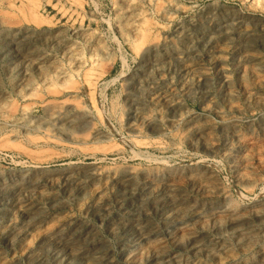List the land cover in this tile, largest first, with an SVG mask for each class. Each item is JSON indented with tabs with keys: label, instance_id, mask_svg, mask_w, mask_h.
<instances>
[{
	"label": "rangeland",
	"instance_id": "374dc122",
	"mask_svg": "<svg viewBox=\"0 0 264 264\" xmlns=\"http://www.w3.org/2000/svg\"><path fill=\"white\" fill-rule=\"evenodd\" d=\"M150 1L0 0V264H264V0Z\"/></svg>",
	"mask_w": 264,
	"mask_h": 264
},
{
	"label": "bare ground",
	"instance_id": "6f19581e",
	"mask_svg": "<svg viewBox=\"0 0 264 264\" xmlns=\"http://www.w3.org/2000/svg\"><path fill=\"white\" fill-rule=\"evenodd\" d=\"M151 1H152V0H151ZM151 1H150V2H151ZM9 6L11 7L12 4H10ZM9 6H8V7H9ZM11 8H12V7H11ZM177 8H178V7H177ZM14 9L16 10V8H14ZM178 9H179V8H178ZM178 9H177V10H178ZM9 10H10V8H9ZM12 10H13V9H12ZM177 10H176V11H177ZM5 11H6V10H5ZM165 11H167V10H165ZM6 12H7V11H6ZM10 13H11V12H9L8 15H10ZM12 13H13V11H12ZM6 15H7V14H6ZM136 15H137V14H136ZM136 15L133 16V17L135 18ZM13 16H14V15H13ZM15 16H16V15H15ZM137 16H138V15H137ZM3 17H4V16H3ZM24 17H25V16H24ZM24 17H23V18H24ZM133 17H132V18H133ZM193 17H194V16H193ZM193 17H192V18H193ZM249 17H250V16H249ZM134 18L131 19V20L134 21ZM168 18H169V17H168ZM192 18H191V20H192ZM250 18H251V17H250ZM3 19H4V18H3ZM9 19H10V18H9ZM11 19H12V18H11ZM136 19H137V18H136ZM193 20H194V19H193ZM193 20H192V21H193ZM128 21H130V20H128ZM194 21H195V20H194ZM230 21H231V20H230ZM190 22H191V21H190ZM250 22H251V19H246V17H245V18L242 17V19L235 20L233 24H234L235 26H238V27H245V26H247ZM8 23H10V21H9ZM8 23H7V24H8ZM128 23H130V22H128ZM131 23H132V21H131ZM188 23H189V22H188ZM188 23H187V24H188ZM227 23H228V22H227ZM10 24H11V23H10ZM12 24H13V23H12ZM187 24H186V25H187ZM222 24H223V23H222ZM17 25H18V24H17ZM37 25H40V24L37 23ZM188 25H189V24H188ZM188 25H187V26H188ZM20 26H21V25H20ZM35 26H36V24H35ZM132 26H133V23H132V25H131L130 27H132ZM190 26H191V25H190ZM220 26H221V25H220ZM222 26H223V25H222ZM222 26H221V27H222ZM224 26H225V24H224ZM7 27H8V26H7ZM13 27H14V25H13ZM127 27H128V26H127ZM181 27H182V26H181ZM188 27H189V26H188ZM226 27H227V26H226ZM249 27H250V26H249ZM255 27H256V26H255ZM255 27H254V28H255ZM128 28H129V27H128ZM133 28H134V27H133ZM213 28H214V27H212V29H213ZM222 28H223V27H222ZM235 28H236V27H234V29H235ZM6 29H7V28H6ZM130 29H131V28H130ZM135 29H137V28H135ZM135 29H133V30L135 31ZM212 29H211V30H212ZM226 29H227V28H226ZM246 29H247V28H245V30H246ZM251 29H252V28H251ZM7 30H8V29H7ZM9 30H10V27H9ZM13 30H14V29L12 28V31H13ZM15 30H16V29H15ZM17 30H19V29H17ZM20 30H21V29H20ZM38 30H39V28H38ZM79 30H80V29H79ZM137 30H138V29H137ZM221 30H222V29H221ZM243 30H244V29H243ZM247 30H248V29H247ZM80 31H81V30H80ZM80 31H79V32H80ZM131 31H132V29H131ZM134 31H133V32H134ZM182 31H183V30H182ZM239 31H240V30H239ZM13 32H15V31H13ZM21 32H23V31H21ZM73 32H74V31H72V33H73ZM76 32H77V31H76ZM81 32H82V31H81ZM135 32H137V31H135ZM208 32H209V31H208ZM214 32H215V31H214ZM214 32H213V33H214ZM216 32H217V31H216ZM218 32H219V31H218ZM224 32H225V31H224ZM224 32H223V33H224ZM240 32H241V31H240ZM244 32H245V31H244ZM19 33H20V32H19ZM137 33H138V32H137ZM176 33H177V32H176ZM209 33H210V32H209ZM230 33H231V32H230ZM237 33H238V32H237ZM237 33H235V34H237ZM242 33H243V32H242ZM245 33H246V32H245ZM250 33H252V32H250ZM180 34H181V33H180ZM216 34H218V33H216ZM224 34H225V33H224ZM224 34H223V35H224ZM77 35H79V34H77ZM126 35H128V33H127ZM141 35H142V34H141ZM210 35H211V34H210ZM210 35H209V36H210ZM219 35H220V34H219ZM226 35H227V34H226ZM229 35H230V34H229ZM238 35H239V34H238ZM244 35H245V34H244ZM5 36H6V35H5ZM79 36H80V35H79ZM203 36H204V35H203ZM221 36H222V35H221ZM221 36H220V37H221ZM234 36H235V35H234ZM2 37H3V36H2ZM2 37H1V38H2ZM7 37H8V36H7ZM126 37H128V36H126ZM204 37H205V36H204ZM226 37H227V36H226ZM232 37H233V36H232ZM238 37L240 38V36H238ZM8 38H9V37H8ZM13 38H15V37H13ZM128 38H129V37H128ZM128 38H127V39H128ZM228 38H229V37H228ZM239 38H238V39H239ZM242 38H243V37H242ZM253 38H254V37H253ZM10 39L12 40V38H10ZM203 39H204V38H203ZM215 39H216V38H215ZM222 39H223V38H222ZM224 39H225V37H224ZM226 39H227V38H226ZM240 39H241V38H240ZM2 40H3V39H2ZM2 40H0V41H2ZM6 40H7V39H6ZM11 40H10V41H11ZM196 40H198V38H196ZM217 40H218V38H217ZM243 40H244V39H243ZM4 41H5V40H4ZM71 41H72V40H71ZM71 41H70V42H71ZM129 41H130V40H129ZM212 41H213V40H212ZM214 41H215V40H214ZM250 41H251V40H250ZM8 42H9V41H8ZM12 42H13V41H12ZM24 42H25V41H24ZM76 42H77V41H76ZM198 42H199V41H197L196 43H198ZM206 42H207V41H206ZM219 42H220V40H219ZM219 42L217 41V43H219ZM5 43H6V42H5ZM73 43H74V42H73ZM73 43H72V44H73ZM207 43H208V42H207ZM7 44H8V43H7ZM72 44H71V45H72ZM13 45H14V44H13ZM66 45H67V44H66ZM71 45H70V46H71ZM73 45H74V44H73ZM75 45H76V44H75ZM207 45H208V44H207ZM207 45H205V47H206ZM213 45H215V44H213ZM213 45H212V46H213ZM252 45H253V44H252ZM1 46H2V45H1ZM3 46H4V45H3ZM202 46H203V45H202ZM202 46H201V47H202ZM215 46H216V45H215ZM248 46H249V45H248ZM68 47H69V46H68ZM68 47H67V48H68ZM77 47H78V46H77ZM209 47H210V46H209ZM250 47H251V46H250ZM250 47H249V48H250ZM73 48H76V47H73ZM185 48H186V47H185ZM191 48H193V47H191ZM214 48H216V47H214ZM246 48H247V46H246ZM1 49H2V48H1ZM15 49H16V48H15ZM60 49H61V48H60ZM62 49H63V48H62ZM68 49H69V48H68ZM198 49H199V48H198ZM200 49H201V48H200ZM204 49H206V48H204ZM216 49H217V48H216ZM220 49H221V48H220ZM220 49H219V50H220ZM11 50H12V49H11ZM48 50H49V49H48ZM73 50H74V49H73ZM101 50H102V49H101ZM103 50H104V49H103ZM206 50H207V49H206ZM206 50H205V51H206ZM208 50H209V49H208ZM242 50H245V48L242 49ZM246 50H247V49H246ZM251 50H252V49H251ZM251 50H250V51H251ZM33 51H34V50H33ZM63 51H64V50H63ZM66 51H71V50H66ZM66 51H65V53H67ZM75 51H76V50H75ZM180 51L182 52V50H180ZM183 51H184V50H183ZM186 51H187V50H186ZM211 51H212V49H211ZM221 51H222V50H221ZM61 52H62V51H61ZM61 52H60V53H61ZM136 52H137V51H136ZM184 52H185V51H184ZM187 52H189V51H187ZM194 52H195V51H194ZM208 52H209V51H208ZM218 52H219V51H218ZM240 52H242V51H240ZM2 53H3V52H2ZM4 53H5V52H4ZM13 53H14V51H13ZM26 53H27V52H26ZM30 53H31V52H30ZM58 53H59V52H58ZM62 53H63V52H62ZM70 53H71V52H70ZM190 53H191V52H190ZM190 53H189V54H190ZM192 53H193V52H192ZM196 53H197V52H196ZM212 53H213V52H212ZM250 53H251V52H250ZM253 53H254V52H252L251 55L248 56L249 58H247V57H246V58L249 59V60H256V58L254 57V55H252ZM6 54H7V53H6ZM16 54H17V53H15L14 55H16ZM34 54H35V53H34ZM43 54H44V53H43ZM43 54H42V55H43ZM49 54H50V53H49ZM49 54H48V52H47L46 55H49ZM67 54L69 55V53H67ZM74 54H75V53H74ZM185 54H187V53L185 52ZM198 54H200V53H198ZM248 54H249V53H248ZM254 54H255V53H254ZM258 54H259V53H258ZM0 55H1V54H0ZM2 55H3V54H2ZM2 55H1V56H2ZM9 55H10V54H9ZM14 55H13V56H14ZM26 55H27V54H26ZM28 55H29V54H28ZM37 55H38V54H37ZM63 55H64V54H63ZM70 55H71V54H70ZM191 55H192V54H191ZM193 55H194V54H193ZM193 55H192V56H193ZM210 55H211V54H210ZM244 55H245V54H244ZM11 56H12V55H11ZM16 56H17V55H16ZM33 56H34V55H33ZM35 56H36V55H35ZM38 56H39V55H38ZM43 56H44V55H43ZM53 56H54V55H53ZM71 56H72V55H71ZM71 56H70V57H71ZM75 56H76V55H75ZM182 56H183V55H182ZM182 56H181V57H182ZM184 56H185V55H184ZM184 56H183V57H184ZM213 56H215V55H213ZM255 56H257V54H256ZM258 56H259V55H258ZM4 57H5V55H4ZM28 57H29V56H28ZM28 57H26V58H28ZM41 57H42V56H41ZM70 57H69V58H70ZM201 57H202V56H201ZM244 57H245V56H244ZM6 58H7V56H6ZM13 58H14V57H13ZM19 58H20V57H19ZM23 58H24V57H23ZM42 58H43V57H42ZM46 58H47V57H46ZM50 58H51V56H50ZM69 58H68V59H69ZM72 58H73V57H72ZM76 58H77V56L75 57V59H76ZM80 58H81V57H80ZM80 58H78V59L80 60ZM89 58H90V57H89ZM191 58H192V57H191ZM191 58H190V59H191ZM211 58H212V57H211ZM263 58H264V57H263ZM24 59H25V58H24ZM28 59H30V58H28ZM31 59H32V58H31ZM34 59H35V58H34ZM57 59H58V58H57ZM184 59H186V58H184ZM213 59H214V58H213ZM241 59H244V58H241ZM15 60H16V59H15ZM22 60H23V59H22ZM37 60H38V57H37ZM42 60H43V59H42ZM51 60H55V59H51ZM70 60H72V59H70ZM85 60H86V59H85ZM85 60H84V61H85ZM188 60H189V59H188ZM197 60H198V59H197ZM206 60H207V59H206ZM24 61H25V60H24ZM30 61H31V60H30ZM40 61H41V60H40ZM43 61H44V60H43ZM43 61H42V62H43ZM55 61H56V60H55ZM68 61H69V60H68ZM87 61H88V60H87ZM89 61H90V60H89ZM180 61H181V60H180ZM183 61L185 62V60H183ZM190 61H191V60H190ZM203 61H204V60H203ZM215 61H216V59H215ZM243 61H244V60H242V62H243ZM10 62H11V61H10ZM10 62H9V63H10ZM18 62H19V61H18ZM18 62H17V63H18ZM31 62L34 63V61H31ZM37 62H38V61H37ZM50 62H51V61H50ZM50 62H49V63H50ZM52 62H53V61H52ZM52 62H51V63H52ZM58 62H59V61H58ZM74 62H75V61H74ZM76 62H77V61H76ZM90 62H91V61H90ZM186 62H187V60H186ZM186 62H185V63H186ZM195 62H196V61H195ZM198 62H199V60H198ZM198 62H197V63H198ZM201 62H202V61H201ZM256 62H257V61H256ZM260 62H261V59H260ZM260 62H259V63H260ZM262 62H263V61H262ZM9 63H8L7 65H9ZM26 63H27V61H26ZM44 63H45V62H44ZM49 63H48V64H49ZM78 63H79V62H78ZM81 63H82V62H81ZM182 63H183V62H182ZM214 63H215V62H214ZM217 63H218V62H217ZM240 63H241V62H240ZM244 63H245V61H244ZM254 63H255V62H254ZM263 63H264V62H263ZM1 64H2V63H1ZM14 64H15V63H14ZM20 64L22 65L23 63H20ZM30 64H31V63H30ZM36 64H37V63H36ZM36 64H34V65H36ZM41 64H43V63L40 62V65H41ZM58 64H59V63H58ZM60 64H61V63H60ZM60 64H59V65H60ZM70 64H71V62H70ZM74 64H75V63H74ZM91 64H92V63H91ZM145 64H147V63H145ZM145 64H144V65H145ZM192 64H193V63H192ZM203 64H205V63H203ZM215 64H216V63H215ZM238 64H239V63H238ZM238 64H237V65H238ZM257 64H258V63H257ZM5 65H6V64H5ZM34 65H33V66H34ZM50 65H52V64H50ZM59 65H57V66L59 67ZM68 65H69V64H68ZM81 65H82V64H81ZM81 65H79V66H81ZM149 65H150V64H149ZM190 65H191V64H188V65L186 66V68H185L186 75L188 74V75L190 76V79H191V80H194V79L197 78V77L199 78L201 74L199 75V72H197V71L194 69V68H196L197 66L194 65L195 67L193 68V67L190 66ZM260 65H261V64H260ZM262 65H263V64H262ZM2 66H3V65H2ZM26 66H27V65H26ZM33 66H31V67H33ZM41 66H43V65H41ZM41 66H40V67H41ZM57 66H55V68H56ZM71 66H72V65H71ZM75 66H76V65H75ZM82 66H83V65H82ZM82 66H81V68H82ZM85 66H86V65H85ZM141 66H142V65H141ZM147 66H148V65H147ZM147 66H146V67H147ZM155 66H156V64H155ZM162 66H163V65H162ZM239 66H240V64H239ZM246 66H247V65H245V67H246ZM257 66H259V65H257ZM11 67H12V66H11ZM18 67H20V66H18ZM87 67H88V64H87ZM151 67H152V66H151ZM214 67H216V66H214ZM242 67H243V66H242ZM247 67H248V66H247ZM259 67H260V66H259ZM6 68H7V67H6ZM6 68H5V69H6ZM22 68H23V70H25V69H24L25 67H22ZM51 68H52V67H51ZM59 68H60V67H59ZM59 68H56V69L58 70ZM67 68H68V67H67ZM73 68H74V67H73ZM152 68H153V67H152ZM156 68H157V67H156ZM164 68H165V67H164ZM199 68H201V67H199ZM206 68H207V66H206ZM240 68H241V67H240ZM249 68H250V67H249ZM249 68H248V69H249ZM262 68H263V67H262ZM3 69H4V67H3ZM17 69H18V68H17ZM27 69H29V68H27ZM30 69H31V68H30ZM35 69H37V67H36ZM42 69H43V68H42ZM42 69H40V70L42 71ZM53 69H54V68H53ZM56 69H55V70H56ZM61 69H63L62 66H61ZM71 69H72V68H71ZM75 69H76V68H75ZM143 69H144V68H143ZM197 69H198V68H197ZM207 69H208V68H207ZM222 69H223V67H222ZM222 69H221V70H222ZM225 69H226V68H225ZM7 70H8V69H7ZM38 70H39V68H38ZM48 70H49V69H48ZM50 70H51V69H50ZM59 70H60V69H59ZM66 70H67V69H66ZM68 70H69V69H68ZM78 70H79V69H78ZM138 70H139V69H138ZM161 70H162V69H161ZM161 70H160V71H161ZM237 70H238V69H237ZM240 70H241V69H240ZM245 70H246V68H245ZM254 70H255V68H254ZM262 70H263V69H262ZM16 71H17V70H15V74H16ZM25 71H26V70H25ZM27 71H28V70H27ZM27 71H26V72H27ZM30 71H31V70H30ZM52 71H53V70H52ZM52 71H50V72H52ZM63 71H64V70H63ZM72 71H73V70H72ZM74 71H75V70H74ZM85 71H86V70H85ZM85 71H83V73H84ZM87 71H88V70H87ZM145 71H146V70H145ZM163 71H164V70H163ZM180 71H181V70H180ZM203 71H204V70H203ZM256 71H257V70H256ZM258 71H259V70H258ZM5 72H6V71H5ZM28 72H29V71H28ZM50 72H49V73H50ZM54 72H55V71H54ZM58 72L60 73V71H58ZM76 72H77V71H76ZM141 72H142V71H141ZM223 72H224V71H223ZM227 72H228V71H227ZM240 72H241V71H240ZM37 73H38V72H37ZM44 73H45V72H44ZM44 73H43V74H44ZM61 73H62V72H61ZM67 73H68V72H67ZM221 73H222V72H221ZM234 73H235V72H234ZM241 73H244V72H241ZM241 73H240V74H241ZM245 73H246V72H245ZM248 73H249V72H248ZM251 73H252V72H251ZM251 73H250V74H251ZM256 73H257V72H256ZM256 73H255V74H256ZM263 73H264V72H263ZM11 74H12V73H11ZM24 74H25V73H24ZM31 74H34V73H31ZM38 74H39V73H38ZM68 74H70V72H69ZM71 74H72V73H71ZM74 74H75V73H74ZM78 74H79V73H78ZM85 74H86V73H85ZM85 74H84L83 76H86ZM232 74H233V72H232ZM237 74H238V73H237ZM240 74H238V75H240ZM258 74H259V73H257L256 75H258ZM20 75H21V73H20ZM25 75H26V74H25ZM25 75H24V77H25ZM45 75H46V74H45ZM47 75H49V74L47 73ZM50 75H51V74H50ZM53 75H54V74H53ZM184 75H185V73H184ZM206 75H207V74H206ZM218 75H219V74H218ZM238 75H237V76H238ZM246 75H247V74H246ZM246 75H245V76H246ZM253 75H254V74H253ZM262 75H263V74H262ZM22 76H23V75H22ZM30 76H32V77L34 78V75H30ZM36 76H38V75H36ZM36 76H35V77H36ZM58 76H59V75H58ZM58 76H57V77H58ZM63 76H65V75H62L61 77H63ZM164 76H165V75H164ZM164 76H163V77H164ZM203 76H204V75H203ZM234 76H235V75H234ZM258 76H260V74H259ZM258 76H256V77H258ZM9 77H10V76H9ZM12 77H13V76H12ZM20 77H21V76H20ZM26 77H27V76H26ZM43 77H44V76H43ZM45 77H46V76H45ZM66 77H67V76H66ZM70 77H71V75H70ZM165 77H166V76H165ZM216 77H217V76H216ZM221 77H222V76H221ZM227 77H228V76H226V75L224 76V78H227ZM242 77H243V76H242ZM246 77H247V76H246ZM249 77H251V76H249ZM254 77H255V76H254ZM40 78H41V77H40ZM40 78H39V79H40ZM63 78H64V77H63ZM72 78H73V77H72ZM85 78H86V77H85ZM158 78H159V77H158ZM185 78H186V77H185ZM185 78H183V79H185ZM219 78H220V77H219ZM219 78H218V80H219ZM228 78H229V77H228ZM231 78H232V77H231ZM234 78H235V77H234ZM237 78H238V77H237ZM258 78H259V77H258ZM260 78H261V77H260ZM22 79H23V78H22ZM22 79H21V80H22ZM26 79H28V78H26ZM43 79H44V78H43ZM51 79H52V78H51ZM77 79H78V78H77ZM77 79H76V80H77ZM80 79H81V78H80ZM187 79H188V78H187ZM200 79H201V78H200ZM229 79H230V78H229ZM232 79H233V78H232ZM0 80H1V79H0ZM23 80H24V79H23ZM44 80H45V79H44ZM44 80H43V81H44ZM48 80H49V79H48V77H47V81H48ZM74 80H75V79H74ZM87 80H88V79H87ZM93 80H95V79H93ZM160 80H161V79H160ZM164 80H165V79H164ZM164 80L162 79V81H164ZM216 80H217V78H216ZM224 80H225V79H224ZM25 81H26V80H25ZM30 81H31V78H30ZM89 81H91V80H89ZM89 81H88V83H89ZM186 81H187V80H186ZM188 81H189V80H188ZM197 81H198V80H197ZM227 81H228V80H227ZM227 81H226V82H227ZM230 81H231V79H230ZM16 82H17V81H16ZM23 82H24V81H23ZM35 82H36V81H35ZM84 82H85V81H84ZM165 82H166V81H165ZM170 82H171V81H170ZM177 82H178V81H177ZM224 82H225V81H224ZM0 83H1V82H0ZM32 83L34 84V82H32ZM41 83H42V82H41ZM43 83H44V82H43ZM174 83H176V82L174 81ZM182 83H184V82H182ZM241 83H242V82H241ZM35 84H36V83H35ZM192 84H193V83H192ZM217 84H219V82H218ZM220 84H221V83H220ZM228 84H229V83H228ZM23 85H24V84H23ZM31 85H32V84H31ZM42 85H43V84H42ZM156 85H157V84H156ZM159 85H160V84H159ZM172 85H173V84H172ZM183 85H185V84H183ZM190 85H191V84H190ZM238 85H239V83H238ZM21 86H22V85H21ZM29 86H30V83H29ZM33 86H34V85H33ZM54 86H55V85H54ZM167 86H168V85H167ZM169 86H170V84H169ZM173 86H174V85H173ZM175 86H176V85H175ZM225 86H226V85H225ZM230 86H231V85H230ZM45 87H46V86H45ZM63 87H64V86H63ZM90 87H91V86H90ZM92 87H94V86H92ZM161 87H162V86H161ZM161 87H160V88H161ZM170 87H171V86H170ZM223 87H224V85H223ZM223 87H222V89H223ZM21 88H23V86H22ZM58 88L60 89V88H62V86H60V87H58ZM58 88H56V89H58ZM88 88H89V86H88ZM154 88H155V87H154ZM162 88H163V87H162ZM173 88H174V87H173ZM182 88H184V87L182 86ZM188 88H189V87H188ZM188 88H187V89H188ZM227 88H228V86H227ZM230 88H231V87H229V89H230ZM232 88H234V87H232ZM24 89H25V88H24ZM27 89H29V88H28V85H27ZM27 89H26V90H27ZM44 89H45V88H44ZM46 89H47V87H46ZM59 89H58V90H59ZM68 89H69V88H68ZM71 89H72V88H71ZM93 89H95V88H93ZM93 89H92V90H93ZM174 89L176 90V88H174ZM184 89H186V87H185ZM29 90H30V89H29ZM58 90H57V91H58ZM60 90H61V89H60ZM63 90H64V89H63ZM63 90H62V91H63ZM74 90H75V89H74ZM74 90H73V91H74ZM152 90H154V89H152ZM156 90H157V88H156ZM168 90H169V89H168ZM177 90H178V89H177ZM233 90H235V89H233ZM154 91H155V90H154ZM164 91H165V90H164ZM228 91H229V90H228ZM23 92H24V91H23ZM27 92H28V91H27ZM58 92H59V91H58ZM58 92H57V93H58ZM63 92H64V91H63ZM63 92H62V94H63ZM67 92H68V90H67ZM89 92H91V91H89ZM159 92H160V91H158V93H159ZM175 92H176V91H175ZM225 92H226V91H225ZM232 92H233V91H232ZM59 93H60V92H59ZM64 93H65V92H64ZM158 93H154V94L152 93V94H153V95H152V101L156 102V101H158V100L160 99V97L163 96V95L161 96V95L158 94ZM162 93H163V92H162ZM167 93H168V92H167ZM167 93H166V94H167ZM170 93H171V92H170ZM178 93H179V92H178ZM228 93H229V92H228ZM49 94H50V93H49ZM73 94H74V93H73ZM75 94H76V93H75ZM75 94H74V95H75ZM90 94H91V93H90ZM175 94H176V93H175ZM9 95H10V94H9ZM50 95H51V94H50ZM63 95H64V94H63ZM69 95H70V94H69ZM69 95H68V96H69ZM178 95H179V94H178ZM178 95H176V96H178ZM232 95H233V94H232ZM232 95L230 96L231 98H232ZM234 95H235V93H234ZM5 96H6V95H5ZM23 96H24V95H23ZM48 96H49V95H48ZM65 96H66V94H65ZM150 96H151V95H150ZM208 96H210V95H207V97H208ZM8 97H9V96H8ZM10 97H11V96H10ZM19 97H20V96H19ZM24 97H25V96H24ZM28 97H29V96H28ZM57 97H58V96H57ZM62 97H63V96H62ZM90 97H92V96L90 95ZM93 97H94V96H93ZM163 97H164V96H163ZM165 97H166V96H165ZM5 98H6V97H5ZM228 98H229V97H228ZM228 98H227V100H228ZM231 98H230V101H231V100H234V99H231ZM250 98H251V97H250ZM10 99H11V98H10ZM22 99H23V98H22ZM149 99H151V98H149ZM163 99L165 100V98H163ZM170 99H171V98H170ZM177 99H178V98H177ZM257 99H258V98H257ZM7 100H9V99H7ZM178 100H179V99H178ZM178 100H177V101H178ZM262 100H263V99H262ZM11 101H12V99H11ZM67 101H68V100H67ZM90 101H91V98H90ZM162 101H163V100H162ZM173 101H174V100H173ZM180 101H181V100H180ZM258 101H260V100H258ZM61 102H62V101H60V103H61ZM65 102H66V101L64 100V104H66ZM94 102H95V100H94ZM149 102H150V101H149ZM167 102H168V101H167ZM178 102H179V101H178ZM232 102H233V101H231V103H232ZM8 103H9V102H8ZM12 103H13V102H12ZM71 103H73V101H72ZM71 103H70V105H71ZM90 103H93V102H90ZM156 103H157V102H156ZM231 103H230V105H231ZM250 103H251V102H250ZM64 104H62V105H60V104L58 105V103H57V105H56V104H53V106H54V105L57 106V107L55 108V110H53V112H52V114H51V116H52L53 118H55L56 115L59 114L60 109H63L62 106H63ZM162 104H163V103H162ZM227 104H228V103H227ZM234 104H235V102H234ZM255 104H256V103H255ZM3 105H4V104H3ZM45 105H46V104H45ZM48 105H49V104H48ZM50 105H51V104H50ZM68 105H69V104H68ZM147 105H148V104H147ZM147 105H146V108H147ZM151 105H152V103H151ZM158 105H159V103H158ZM163 105H164V104H163ZM165 105H168V104H165ZM176 105H177V103H176ZM7 106H8V105H7ZM71 106H72V105H71ZM76 106H77V105H76ZM91 106L94 107V105H91ZM235 106H236V105H235ZM10 107H11V106H10ZM44 107H46V106H44ZM64 107H65V106H64ZM89 107H90V106H89ZM170 107H171V106H170ZM177 107H178V106H177ZM180 107H182V106H180ZM210 107H211V106H210ZM227 107H228V105H227ZM232 107H233V106H232ZM262 107H263V106H262ZM1 108H2V107H1ZM7 108H8V107H7ZM27 108H29V107H27ZM52 108H53V107H52ZM65 108H66V107H65ZM73 108H74V107H73ZM79 108H80V107H79ZM94 108H95V107H94ZM94 108H93V109H94ZM156 108H157V107H156ZM174 108H175V106H174ZM183 108H184V107H183ZM213 108H214V107H213ZM229 108H230V107H229ZM254 108H255V107H254ZM24 109H26V108H24ZM75 109H76V108H75ZM147 109H148V108H147ZM152 109H153V108H152ZM152 109H151V110H152ZM168 109H170V108H168ZM227 109H228V108H227ZM236 109H238V108H236ZM0 110H1V109H0ZM26 110H27V109H26ZM29 110H30V109H29ZM29 110H28V111H29ZM63 110H64V109H63ZM77 110H78V108H77ZM81 110H82V109H81ZM81 110H80V112H81ZM91 110H92V109H91ZM138 110H139V109H138ZM140 110H141V109H140ZM143 110H144V109H143ZM172 110H173V109H172ZM212 110H213V109H212ZM228 110H229V109H228ZM6 111H7V110H6ZM28 111H27V112H28ZM61 111H62V110H61ZM61 111H60V112H61ZM88 111H89V110H88ZM206 111H207V110H206ZM230 111H231V110H230ZM23 112H24V111H23ZM96 112H97V111H96ZM134 112H135V110H134ZM139 112H140V111H139ZM143 112H144V111H143ZM143 112H141V114H142ZM173 112H174V111H173ZM225 112H226V111H225ZM237 112H238V111H237ZM251 112H252V110H251ZM98 113H99V112H98ZM136 113H137V112H136ZM148 113H149V112H148ZM155 113H156V112H155ZM169 113H170V112H169ZM171 113H172V112H171ZM171 113H170V114H171ZM185 113H186V112H185ZM220 113H221V112H220ZM234 113H235V112H234ZM5 114L7 115V113H5ZM83 114H84V113H83ZM88 114H89V113H88ZM139 114H140V113H139ZM174 114H175V113H174ZM214 114H215V113H214ZM224 114H225V113H224ZM20 115H21V114H20ZM47 115H48V114H47ZM62 115H63V114H62ZM135 115H136V114H135ZM135 115H134V117H135ZM143 115H144V113H143ZM176 115H177V114H176ZM194 115H195V114H194ZM194 115H193V117H194ZM229 115H230V114H229ZM3 116H4V115H3ZM8 116H9V115H8ZM8 116H6V117H8ZM25 116H26V115H25ZM49 116H50V115H49ZM65 116H66V115L64 114V117H65ZM92 116H93V115H92ZM95 116H96V115H95ZM97 116H98V115H97ZM155 116H156V115H155ZM155 116H154V117H155ZM159 116H160V115H159ZM165 116H166V115H165ZM168 116H169V115H168ZM196 116H197V115H196ZM196 116H195V117H196ZM220 116L222 117V115H220ZM224 116H225V115H224ZM4 117H5V116H4ZM20 117H21V116H20ZM42 117H43V116H42ZM58 117H59V116H58ZM87 117H88V115H87ZM134 117H133V118H134ZM163 117H164V116H163ZM171 117H172V116H171ZM195 117H194V119H195ZM221 117H220V119H221ZM227 117H228V116H227ZM8 118H9V117H8ZM24 118H25V117H24ZM24 118H23V119H24ZM28 118H29V117H28ZM43 118H44V117H43ZM75 118H76V117H75ZM91 118H92V117H91ZM94 118H95V117H94ZM138 118H140V117L138 116ZM158 118H159V117H158ZM189 118H190L189 114H180V122H181V123H182V122H185V121L188 120ZM231 118H232V117H231ZM1 119H2V118H1ZM9 119H10V118H9ZM25 119H26V118H25ZM36 119H37V118H36ZM38 119H39V118H38ZM38 119H37V120H38ZM71 119H72V118H71ZM71 119H70V120H71ZM98 119H100V118H98ZM140 119H141V118H140ZM155 119H156V118H155ZM164 119H165V118H164ZM232 119H233V118H232ZM234 119H235V117H234ZM236 119H238V118H236ZM40 120H41V118H40ZM43 120H45V118H44ZM50 120L52 121L53 119H50ZM57 120H58V119H57ZM62 120H63V119H62ZM64 120H65V119H64ZM66 120H67V119H66ZM90 120H91V119H90ZM169 120H170V119H169ZM169 120L166 119V120H164V123H163V125L166 126L167 128H168V124L171 123V122H169ZM174 120H175V119H174ZM227 120H228V119H227ZM238 120H239V119H238ZM2 121H3V120H2ZM2 121H1V123H2ZM28 121H29V120H28ZM28 121H27V122H28ZM46 121H47V120H46ZM48 121H49V120H48ZM153 121H154V120H153ZM159 121H160V119H159ZM196 121H197V119H196ZM235 121H236V120H235ZM6 122H7V121H6ZM22 122H24V121H22ZM42 122H43V121H41V123H42ZM49 122H50V121H49ZM67 122H69V120H68ZM91 122H92V121H91ZM149 122H150V121H149ZM194 122H195V121H194ZM194 122H193V123H194ZM232 122H233V121H232ZM237 122H238V121H237ZM1 123H0V124H1ZM16 123H17V122H16ZM16 123H15V124H16ZM28 123H29V122H28ZM28 123H27V124H28ZM33 123H34V122H33ZM52 123L55 124L56 122L53 121ZM52 123H51L50 125H53ZM61 123H62V121H61ZM75 123H76V122H75ZM131 123H132V122H131ZM137 123H138V122H137ZM140 123H141V122H140ZM143 123H144V122H143ZM146 123H147V122H146ZM172 123H173V122H172ZM172 123H171V125H172ZM189 123H191V122H189ZM189 123H188V124H189ZM200 123H201V122H200ZM228 123H229V122H228ZM233 123H234V122H233ZM4 124H5V123H4ZM18 124H19V123H18ZM59 124H60V123H59ZM157 124H158V123H157ZM191 124H192V123H191ZM197 124H199V123H197ZM204 124H205V123H204ZM219 124H220V123H219ZM221 124H222V123H221ZM231 124H232V123H231ZM239 124H240V123H239ZM9 125H11V124H9ZM24 125H26V124H24ZM43 125H44V124H43ZM138 125H139V124H138ZM138 125H137L136 123H133L130 127L134 130V129H137V128H138ZM194 125H195V123H194ZM208 125H209V124H208ZM211 125H212V124H211ZM20 126H21V125H20ZM30 126L33 127V125H30ZM44 126H45V125H44ZM176 126H177V125H176ZM179 126H180V125H179ZM200 126H201V125H200ZM200 126H199V127H200ZM213 126H214V124H213ZM231 126H232V125H231ZM27 127H28V126H27ZM36 127H37V126H36ZM54 127H55V126H54ZM183 127H184V126H183ZM189 127H191V126H189ZM201 127H202V126H201ZM235 127H236V125H235ZM28 128H30V127H28ZM37 128H38V127H37ZM131 128H130V129H131ZM160 128H161V127H160ZM192 128H193V127H192ZM170 129H171V128H170ZM170 129H169V130H170ZM41 130H42V129H41ZM133 130H132V131H133ZM138 130H139V129H138ZM196 130H197V129H196ZM43 131H45V133H46L47 136L49 135V134H48V133H49V129H48V128H44ZM200 131H201V130H200ZM135 132H136V131H135ZM159 132H161V131H159ZM164 132H165V131H164ZM170 132H171V131H170ZM174 132H175V131H174ZM181 132H182V131H181ZM184 132H185V131H184ZM192 132H193V131H192ZM27 133H28V132H27ZM165 133H166V132H165ZM178 133H180V132L178 131ZM178 133H177V134H178ZM52 134H53V133H52ZM36 135H38V134H36ZM175 135H176V134H175ZM178 135H179V134H178ZM180 135H182V134H180ZM194 135H195V134H194ZM171 136H172V135H171ZM42 137H44V136H42ZM45 137H46V136H45ZM49 139H50V138H49ZM59 140H60V139H59ZM145 140H146V139H145ZM145 140H144V141H145ZM55 141H56V140H55ZM57 141H58V140H57ZM135 141H136V140H135ZM137 141H138V140H137ZM144 141H143V142H144ZM139 142H140V141H139ZM83 143H85V142L83 141ZM135 143H136V142H134V144H135ZM147 143H148V142H147ZM147 143H146V144H147ZM80 144H81V143H80ZM141 144H142V143H140V145H141ZM146 144H145V145H146ZM145 145H143V146H145ZM147 145H148V144H147ZM78 146H79V144H78ZM138 146H139V145H138ZM141 146H142V145H141ZM149 146H150V145H149ZM76 147H77V146H76ZM141 149H142V148H141ZM93 154H94V153H93ZM91 156H92V155H91ZM94 157H95V155H94ZM186 166H187V165H186ZM165 167H166V166H165ZM189 168H190V167H189ZM206 168H207V167H206ZM172 169H173V168H172ZM177 169H178V168H177ZM105 170H106V169H105ZM167 170H168V169H167ZM174 170H175V169H174ZM200 170H201V169H200ZM203 170H204V169H203ZM96 171H97V170H96ZM164 172H165V171H164ZM168 172L171 173V170L168 171ZM99 173H100V172H99ZM198 173H199V172H198ZM202 173H203V172H202ZM208 173H209V172H208ZM93 174H94V173H93ZM100 174H101V173H100ZM104 174H105V173H104ZM110 175H111V174H110ZM196 175H197V174H196ZM210 175H211V174H210ZM91 176H92V175H91ZM93 176H94V175H93ZM204 176H205V173H204ZM204 176H203V177H204ZM206 176H207V175H206ZM99 177H100V176H99ZM103 178H104V177H103ZM162 178H163V177H162ZM167 178H168V177H167ZM210 178H212V177H210ZM171 179H172V178H171ZM213 179H214V177H213ZM166 180H167V179H166ZM206 180H207V179H206ZM206 180H205V181H206ZM209 180H210V179H209ZM146 181H147V180H146ZM86 184H87V183H86ZM89 187H90V186H89ZM77 201H78V200H77ZM81 201H82V200H81ZM184 201H185V200H184ZM183 203H184V202H183ZM184 204H185V203H184ZM187 204H188V203H187ZM28 205H29V204H28ZM28 205H26V206H28ZM179 205H180V204H179ZM189 205H190V204H189ZM29 206H30V205H29ZM162 206H163V205H162ZM195 206H196V205H195ZM197 206L199 207V205H197ZM197 206H196V207H197ZM31 207H32V206H31ZM164 207H165V205H164ZM180 207H181V205H180ZM25 208H27V207H25ZM175 209H176V208H175ZM181 209H182V208H181ZM30 210H31V209H30ZM167 210H168V209H167ZM191 210H192V209H191ZM35 211H36V210H35ZM194 211H195V210H193V212H194ZM198 211H199V209H198ZM32 212H33V211H32ZM32 212H31V213H32ZM183 213H184V212H183ZM187 213H188V212H187ZM167 214H168V213H167ZM29 215H30V214H29ZM35 215H36V214H35ZM182 215H183V214H182ZM31 216H32V215H31ZM180 216H181V215H180ZM28 218H30V217H28ZM33 218H34V217H33ZM35 218H37V217H35ZM172 218H174V217H172ZM172 218H171V219H172ZM35 220H36V219H35ZM40 220H41V219H40ZM29 221H30V220H29ZM173 221H174V220H173ZM164 222H165V221H164ZM28 223H29V222H28ZM34 224H35V223H34ZM234 225H235V224H234ZM234 225H233V226H234ZM0 226H1V225H0ZM2 226H3V225H2ZM259 228H260V227H259ZM236 229H237V226H236ZM240 229H242V228H240ZM257 229H258V228H257ZM9 230H10V229H9ZM9 230H8V231H9ZM11 230H12V229H11ZM11 230H10V231H11ZM145 230H146V229H145ZM242 230H243V229H242ZM244 230H245V229H244ZM3 231H4V230H3ZM12 231H13V230H12ZM254 231H255V230H254ZM254 231H246L245 234L247 235V237H244L243 239H246V240L249 239V240H251V239L255 238L257 235L255 236V234H254L255 232H254ZM11 233H12V232H11ZM143 233H144V232H143ZM154 233H155V231H154ZM236 233H237V232H236ZM238 233H239V232H238ZM132 234H133V233H132ZM8 235H9V234H8ZM238 235H239V234H238ZM258 235H259V234H258ZM6 236H7V235H6ZM10 236H11V235H10ZM77 237H78V236H77ZM136 237H137V236H135V239H136ZM142 237H143V236H142ZM235 237H236V236H235ZM240 237H241V236H240ZM61 238H62V236H61ZM74 238H75V237H74ZM123 238H124V237H123ZM123 238H122V239H123ZM133 238H134V237H133ZM190 238H191V237H190ZM193 238H194V237H193ZM195 238H196V237H195ZM195 238H194V239H195ZM218 238H219V237H218ZM258 238H260V237L258 236ZM219 239H221V238H219ZM237 239H238V238H237ZM66 240H68V239H66ZM66 240H64V241H66ZM249 240H248V241H249ZM253 240H254V239H253ZM75 241H76V240H75ZM95 241H96V240H95ZM220 241H221V240H220ZM234 241H235V240H234ZM243 241H244V240H243ZM58 242H59V240H58ZM68 242H69V241H68ZM70 242H72V241H70ZM121 242H122V241H121ZM204 242H205V241H204ZM89 243H90V242H89ZM209 243H210V242H209ZM253 243H254V242H253ZM59 244H60V242H59ZM64 244H65V243H64ZM75 244H76V243H75ZM224 244H225V243H224ZM238 244H239V243H238ZM256 244H257V243H256ZM68 245H69V244H68ZM68 245H66V246H68ZM78 245H79V244H78ZM240 245H241V243H240ZM248 245H250V244L247 243V246H248ZM74 246H75V245H74ZM79 246H80V245H79ZM185 246H186V245H185ZM219 246H220V245H219ZM227 246H228V245H227ZM245 246H246V245H245ZM59 247H60V246H59ZM82 247H83V246H82ZM88 247H89V245H88ZM88 247H87V248H88ZM241 247H242V246H241ZM65 248H66V247H65ZM75 248H76V246H75ZM77 248H78V247H77ZM90 248H91V247H90ZM92 248H93V247H92ZM194 248H195V250H196L197 246L194 247ZM214 248H215V247H214ZM224 248H225V247H224ZM55 249H56V248H55ZM62 249H64V248H62ZM62 249H61V250H62ZM84 249H86V247H85ZM94 249H96V248H94ZM221 249H222V248H221ZM64 250H65V249H64ZM74 250H75V249H74ZM209 250H210V249H209ZM71 251H72V250H71ZM86 251H88V250L86 249ZM226 251H227V250H226ZM228 251H229V250H228ZM68 252H69V251H68ZM190 252H191V251H190ZM209 252H210V251H209ZM71 253H72V252H71ZM85 253H86V252H85ZM172 253H173V252H172ZM214 253H215V252H214ZM219 253H220V252H219ZM64 254H65V253H64ZM81 254H82V253H81ZM217 254H218V253H217ZM54 255H55V254H54ZM69 255H70V252H69V254H68V257H69ZM82 255H83V254H82ZM85 255H86V254H85ZM102 255H103V254H102ZM169 255H170V254H169ZM212 255H214V254H212ZM59 256H60V257H59ZM59 256H57V257H59L60 259H62L63 257H65V255H59ZM71 256H72V255H71ZM182 256H183V255H182ZM205 256H206V255H205ZM205 256H204V257H205ZM225 256H226V255H225ZM68 257H67V258H68ZM79 257H80V255H79ZM82 257H84V256H82ZM96 257H97V256H96ZM206 257H207V256H206ZM217 257H218V256H217ZM67 258H66V259H67ZM85 258H86V257H85ZM66 259H65V260H66ZM68 259H69V258H68ZM68 259H67V261H68ZM82 259H83V258H82ZM153 259H154V258H153ZM162 259H164V258H162ZM172 259H173V258H172ZM172 259H171V260H172ZM193 259H194V258H193ZM219 259H220V257H219ZM55 260H58V259H55ZM182 260H183V259H182ZM196 261H197V260H196ZM62 262H63V261H62ZM149 262H150V261H149ZM168 262H169V261H168ZM171 262H172V261H171ZM175 262H176V261H175ZM190 262H191V261H190ZM52 263H53V262H52ZM52 263H51V264H52ZM172 263H173V262H172ZM176 263H177V262H176ZM188 263H189V261H188ZM147 264H148V263H147ZM167 264H168V263H167Z\"/></svg>",
	"mask_w": 264,
	"mask_h": 264
}]
</instances>
